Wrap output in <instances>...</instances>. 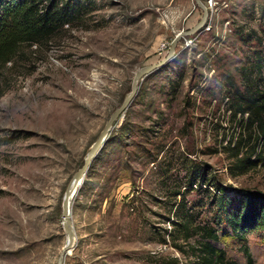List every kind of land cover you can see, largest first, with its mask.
Returning <instances> with one entry per match:
<instances>
[{
	"label": "rangeland",
	"instance_id": "1",
	"mask_svg": "<svg viewBox=\"0 0 264 264\" xmlns=\"http://www.w3.org/2000/svg\"><path fill=\"white\" fill-rule=\"evenodd\" d=\"M202 1L205 26L139 79L91 162L73 198L75 243L63 264H195L197 236L173 229L176 205L184 198L203 224L213 194L223 193L231 211L240 189L264 194V137L244 129L239 113L232 118L223 81L230 74L239 83L243 64L264 54V0ZM91 2L0 64V264H56L73 173L135 71L164 58L175 34L202 16L195 0ZM237 137L238 156L256 161L245 170L228 148ZM244 236L226 227L213 244L240 264L246 246L264 264V230Z\"/></svg>",
	"mask_w": 264,
	"mask_h": 264
},
{
	"label": "trees",
	"instance_id": "2",
	"mask_svg": "<svg viewBox=\"0 0 264 264\" xmlns=\"http://www.w3.org/2000/svg\"><path fill=\"white\" fill-rule=\"evenodd\" d=\"M90 3L91 0H0V64L11 57L19 44L45 41L64 24L73 23L87 12ZM253 33H246V36ZM223 81L232 118L239 113L238 122L244 124V129L254 128L259 134L257 139L264 137V54H253L249 63L243 64L239 83L230 74H226ZM245 113L246 117H243ZM241 139L237 137L236 142H229L228 148L235 151L238 167L245 170L256 161L247 155L238 156ZM238 194L235 211L229 209L230 201L223 193L213 194L215 207L211 223L194 224L193 211L190 206L186 207L184 198L176 205V209L179 206L184 210L179 213L175 209L171 220L173 229L186 239L197 236L195 245L191 246L197 251L195 264H240L227 258L224 249L213 244L219 239V232H224L227 227L239 240L246 241V233L264 230V194L248 189H240ZM243 250L244 264H255L246 246Z\"/></svg>",
	"mask_w": 264,
	"mask_h": 264
},
{
	"label": "water",
	"instance_id": "3",
	"mask_svg": "<svg viewBox=\"0 0 264 264\" xmlns=\"http://www.w3.org/2000/svg\"><path fill=\"white\" fill-rule=\"evenodd\" d=\"M195 4L202 11V16L200 20L196 24H194L192 27L186 30H181L175 34L174 38L172 39L169 45L167 54L165 55L164 58H162L158 62L144 65L135 71L133 79H132L130 91L127 93V95L125 96L123 101L119 104V106L116 107L111 112L102 130L100 131L96 139L91 144L83 160L82 165L73 173V176L68 182L65 192H64L63 205H62V226L66 234V240L60 250L56 264L64 263L65 257L69 254V251L72 250L74 243H75V231L71 223L72 202H73L74 195L78 187L80 186L84 176L86 175L87 170L89 169L91 165V162L93 161L97 153L100 151V149L104 145L114 121L123 113V111L129 106L131 100L134 98L136 91H137V84H138L139 79L144 77L151 71L157 68H160L165 63H167V61H169L174 56L176 44L183 36L198 32L200 29H202L205 26L207 15H208L207 7L205 6L202 0H195Z\"/></svg>",
	"mask_w": 264,
	"mask_h": 264
},
{
	"label": "built area",
	"instance_id": "4",
	"mask_svg": "<svg viewBox=\"0 0 264 264\" xmlns=\"http://www.w3.org/2000/svg\"><path fill=\"white\" fill-rule=\"evenodd\" d=\"M212 1V0H209V2Z\"/></svg>",
	"mask_w": 264,
	"mask_h": 264
}]
</instances>
